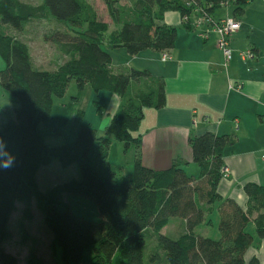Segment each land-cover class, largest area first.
Listing matches in <instances>:
<instances>
[{"label": "trees", "instance_id": "1", "mask_svg": "<svg viewBox=\"0 0 264 264\" xmlns=\"http://www.w3.org/2000/svg\"><path fill=\"white\" fill-rule=\"evenodd\" d=\"M251 1L103 0L110 20L106 22L88 0H43L37 5L0 0V57L5 62L0 86L17 101L14 114L8 110L7 121L0 125V137L16 156L11 169L0 171V264H19L4 244L12 237L9 226L17 205L24 206L23 219L32 221L34 201L50 238L44 252L52 262L59 249L63 264H260L248 253L257 239L264 240V186H245L246 209L218 192L225 150L236 138L206 133L190 139L198 177L189 176L178 162L166 170L145 167L138 132L145 109L165 107L166 83L147 69L114 66L111 55L117 49L132 57L173 50L178 30L165 23L169 11L179 12L190 29L186 18L213 19L225 4L241 16ZM42 21L53 25L44 37L59 55L52 71L35 67L25 38L29 26ZM72 81L77 85V102L88 91L108 92L120 99V107L105 135L85 125L80 110L79 125L70 127L74 141L53 144L66 133L50 125L54 98H62ZM94 105L103 116L105 107L98 101ZM113 141L125 150L136 146L130 179L119 175L122 167L110 163ZM54 162L63 169L77 165L79 177L43 191L39 174ZM70 197L92 200L100 220L75 216ZM216 205L220 223L219 238L214 239L197 230L212 225L209 216ZM173 218L185 221L177 239L162 234ZM251 224L253 233L248 229ZM148 239L157 244L147 257ZM38 253L33 250L29 262L41 259L45 264Z\"/></svg>", "mask_w": 264, "mask_h": 264}, {"label": "crops", "instance_id": "2", "mask_svg": "<svg viewBox=\"0 0 264 264\" xmlns=\"http://www.w3.org/2000/svg\"><path fill=\"white\" fill-rule=\"evenodd\" d=\"M232 8L227 7L224 14H214L215 20L235 16L242 24L240 32L231 39L233 58L230 62L219 50L218 35L209 24L188 29L179 12L165 14V23L178 30L175 48L168 53L172 59L163 62L162 53L147 51L135 56V61L137 69H147L164 79L166 105L159 110L145 109L138 135L145 167L166 170L178 162L194 177H198L200 168L193 161L191 138L206 133L235 137L236 143L225 150L224 177L218 192L224 199L234 200L246 209L245 186H264V0H252L241 16H236ZM242 52H250L252 56L243 57ZM131 61L125 66L131 67ZM100 94L98 102L106 111L109 109L107 117H103L105 124L101 130L105 132L119 110L120 99L110 93L106 106L101 103ZM116 143L119 142L113 141L109 158L114 168L120 165L112 163L113 149L124 146ZM123 148L121 152L125 153ZM128 153L131 154L129 164H134L136 146L132 145ZM133 170L132 166L131 174ZM213 214L220 223L219 205H216L209 216L212 225L202 226H215L211 219ZM9 227L12 232L13 228ZM204 236H208L207 233ZM29 241L30 246H26L22 240L16 242L11 237L4 247L18 258L19 264H43L41 259L29 262L33 250L42 254L45 264H57L56 259L52 262L44 252L47 246L42 244V250H37L32 248L34 237ZM251 257H257L260 264H264V240H256L255 247L248 253V258Z\"/></svg>", "mask_w": 264, "mask_h": 264}, {"label": "rangeland", "instance_id": "3", "mask_svg": "<svg viewBox=\"0 0 264 264\" xmlns=\"http://www.w3.org/2000/svg\"><path fill=\"white\" fill-rule=\"evenodd\" d=\"M32 4H40L43 0H24ZM91 2L97 11L99 12L100 16L103 18L104 21L110 22L106 8L103 4V0H88ZM229 7L233 9L232 5H227L222 7L221 9L217 10L219 15L226 13V8ZM249 9V8H248ZM232 11V10H231ZM53 26L50 22L42 21V22H34L32 25L29 26L27 34L25 38L30 45L31 54L33 58V62L36 68L40 70H47L52 71L56 68L58 53L51 44L45 42L44 37L49 32L50 27ZM113 28V27H112ZM113 57V65L118 67L125 65L128 61H131V67L136 68L137 62L135 61L136 57L130 56L124 49H117L111 52ZM56 62V63H55ZM5 68V62L0 57V70ZM137 69V68H136ZM78 90L75 81H72L69 85V88L66 94L62 98H54V108L52 112V120L50 125L58 130H66L64 136L56 138L52 141L53 144H63V143H72L74 141V133L73 127L75 124L79 125V120L77 117L78 111H84V119L83 123L85 125H91L93 128L98 130L99 135H105V132L102 127L105 124V119L103 117H107L109 109L106 111L104 116H99L96 107L94 105L95 101H98V94L93 91H88L85 93L83 100L77 102L75 99L77 97ZM102 96V102L106 106L108 105V98L110 99L111 95L108 92H103L100 94ZM17 104V101L14 97H12L8 92L3 90L0 86V125L7 121L8 113L10 111V115H13L14 106ZM115 144V143H114ZM118 145L123 146L122 143H116ZM117 146V145H116ZM124 147V146H123ZM119 149L117 146L114 147V151L112 154V163L116 166L120 165L122 169L118 171L119 175L124 176L128 179L132 178V174L130 173L132 166L134 164H129L131 160V154L126 152H121L122 148ZM124 149V148H123ZM122 163V164H120ZM117 168V167H116ZM119 168V167H118ZM79 177V170L77 165H73L68 169H63L58 162L52 163L50 166L42 168L39 174V183L40 187L43 191L51 188L57 184L64 183L74 178ZM69 201L72 206V210L75 216L84 218L90 221L98 222L99 212L97 209L96 204L89 199H84L81 197H70ZM24 206L22 204L17 205L16 212L13 213L10 226L13 228L12 230V239L13 241L19 242L22 240L26 246H30L29 239L34 237L35 243L32 245V248L42 250L43 246H48L50 238L47 235L45 229L43 228V216L38 211L36 202L33 203V220L27 221L24 220L22 217V210ZM211 219L214 221L215 226H201L197 231L198 233L205 234L211 238H219V231L218 225L219 220L218 216L214 214L211 216ZM183 225V226H182ZM185 226V221L180 218H173L170 224L162 231L163 235H166L172 239H177L179 234L182 232ZM253 231V227L250 226L249 231ZM28 239V240H27ZM40 242V243H39ZM43 244V246H42ZM157 242L156 239H148L146 255L150 254V249L156 246ZM93 255V251L88 252L85 256L86 261L91 258ZM57 264H63L60 250L58 249Z\"/></svg>", "mask_w": 264, "mask_h": 264}, {"label": "built area", "instance_id": "4", "mask_svg": "<svg viewBox=\"0 0 264 264\" xmlns=\"http://www.w3.org/2000/svg\"><path fill=\"white\" fill-rule=\"evenodd\" d=\"M227 5L228 4H225L224 6ZM185 20H189L191 22L192 28H199L202 25L209 24L212 27L211 29L218 35V48L224 54L226 61L230 62L232 60L233 51L231 49V39L235 34L239 33L242 28V24L238 18L235 16H227L225 18L215 20L214 17L213 19H209L198 15L191 18V20L189 18H186ZM240 55L243 57L252 56L250 52H242ZM171 59L172 58L168 53L162 55L163 62L170 61Z\"/></svg>", "mask_w": 264, "mask_h": 264}, {"label": "clouds", "instance_id": "5", "mask_svg": "<svg viewBox=\"0 0 264 264\" xmlns=\"http://www.w3.org/2000/svg\"><path fill=\"white\" fill-rule=\"evenodd\" d=\"M15 161V154L8 150L3 137H0V171L11 169L15 165Z\"/></svg>", "mask_w": 264, "mask_h": 264}]
</instances>
